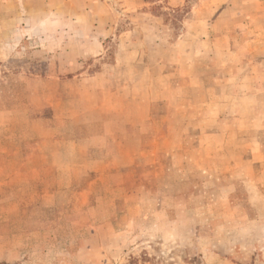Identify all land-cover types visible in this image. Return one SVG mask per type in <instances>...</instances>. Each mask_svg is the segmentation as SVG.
<instances>
[{"label":"rangeland","instance_id":"374dc122","mask_svg":"<svg viewBox=\"0 0 264 264\" xmlns=\"http://www.w3.org/2000/svg\"><path fill=\"white\" fill-rule=\"evenodd\" d=\"M0 264H264V0H0Z\"/></svg>","mask_w":264,"mask_h":264}]
</instances>
